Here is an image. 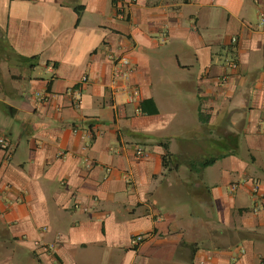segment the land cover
<instances>
[{
    "label": "crops",
    "instance_id": "obj_1",
    "mask_svg": "<svg viewBox=\"0 0 264 264\" xmlns=\"http://www.w3.org/2000/svg\"><path fill=\"white\" fill-rule=\"evenodd\" d=\"M0 131V264H264V0H0Z\"/></svg>",
    "mask_w": 264,
    "mask_h": 264
},
{
    "label": "built area",
    "instance_id": "obj_2",
    "mask_svg": "<svg viewBox=\"0 0 264 264\" xmlns=\"http://www.w3.org/2000/svg\"><path fill=\"white\" fill-rule=\"evenodd\" d=\"M115 1L119 2L120 0H115ZM115 13H116V16L119 17L120 19L124 18V16H123L124 12H123L122 7H116ZM118 63H121L123 66H126V67L129 66V62L126 59H121ZM226 65L230 69H233L236 67V63L233 60H227ZM125 76H126L125 73L115 72L116 78L125 77ZM86 82H87V78L83 77L76 86L69 87L65 92V94L70 97L71 104L75 108H78L80 106L82 90H83V86L86 84ZM115 90L116 91L120 90V88H115ZM136 94L137 93L135 91H132V93H130L128 95V102H133L135 100ZM35 96H36V99L38 102L43 103V102H46L48 100L49 93L38 92V93H36ZM0 149L7 152V158L10 157L12 145H11L10 141L4 136V134L1 131H0ZM136 154L143 155L144 153L141 149H137ZM232 190L235 191L236 187L232 186ZM254 190H256V189H254ZM156 215L160 216V212L156 211ZM142 240H143L142 235H135L131 238V244H132V246H136L140 242H142ZM44 248L47 250L48 253H51L55 250V244H53V243L47 244Z\"/></svg>",
    "mask_w": 264,
    "mask_h": 264
},
{
    "label": "trees",
    "instance_id": "obj_3",
    "mask_svg": "<svg viewBox=\"0 0 264 264\" xmlns=\"http://www.w3.org/2000/svg\"><path fill=\"white\" fill-rule=\"evenodd\" d=\"M78 9L76 8V13H77V16L79 17L80 16V13H79V10ZM77 23H78V20H77ZM153 112L157 113V110L156 109H153ZM163 159L165 160V158H163ZM215 161H216V158H210V159L205 160L202 163H200L199 166L201 168H205V167H208V166L212 165Z\"/></svg>",
    "mask_w": 264,
    "mask_h": 264
},
{
    "label": "rangeland",
    "instance_id": "obj_4",
    "mask_svg": "<svg viewBox=\"0 0 264 264\" xmlns=\"http://www.w3.org/2000/svg\"><path fill=\"white\" fill-rule=\"evenodd\" d=\"M168 163L170 164V161Z\"/></svg>",
    "mask_w": 264,
    "mask_h": 264
}]
</instances>
